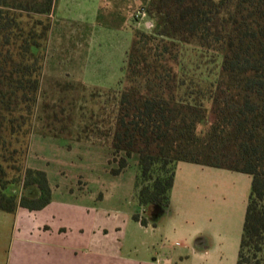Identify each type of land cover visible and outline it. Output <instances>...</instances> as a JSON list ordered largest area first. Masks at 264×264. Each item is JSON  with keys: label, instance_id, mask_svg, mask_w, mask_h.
I'll use <instances>...</instances> for the list:
<instances>
[{"label": "trees", "instance_id": "obj_1", "mask_svg": "<svg viewBox=\"0 0 264 264\" xmlns=\"http://www.w3.org/2000/svg\"><path fill=\"white\" fill-rule=\"evenodd\" d=\"M56 6L0 0V210L7 212L51 201L46 171L26 159ZM143 6L152 27H135L122 87H95L106 98L96 119L105 125L93 134L111 138L121 156L116 173L137 155L144 208L170 205L182 161L251 175L237 264H264V0ZM134 219L147 223L139 213Z\"/></svg>", "mask_w": 264, "mask_h": 264}, {"label": "rangeland", "instance_id": "obj_2", "mask_svg": "<svg viewBox=\"0 0 264 264\" xmlns=\"http://www.w3.org/2000/svg\"><path fill=\"white\" fill-rule=\"evenodd\" d=\"M147 1L57 0L26 159L46 171L51 201L0 210V264H237L251 175L182 161L172 205L144 208L137 155L116 173L111 138L93 134L105 125L95 87H122L134 29L152 27L133 17Z\"/></svg>", "mask_w": 264, "mask_h": 264}, {"label": "built area", "instance_id": "obj_3", "mask_svg": "<svg viewBox=\"0 0 264 264\" xmlns=\"http://www.w3.org/2000/svg\"><path fill=\"white\" fill-rule=\"evenodd\" d=\"M133 17L136 19L138 25H140V23H141L140 21H141L142 19H144V18L147 17V11H146V8H145L143 5H141V6L135 11ZM149 24H150V22H147L145 25L149 27Z\"/></svg>", "mask_w": 264, "mask_h": 264}, {"label": "crops", "instance_id": "obj_4", "mask_svg": "<svg viewBox=\"0 0 264 264\" xmlns=\"http://www.w3.org/2000/svg\"><path fill=\"white\" fill-rule=\"evenodd\" d=\"M173 194V192L171 193V202H170V204L172 205V195ZM48 205V204H47ZM19 208H23V207H19ZM44 208V207H43ZM24 209H27V208H24ZM29 210V209H28ZM40 210V209H39ZM29 211H35V210H29ZM167 261V262H171V259L169 258V257H162L161 259H159V262H162V261ZM158 262V263H159Z\"/></svg>", "mask_w": 264, "mask_h": 264}]
</instances>
